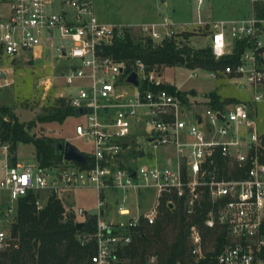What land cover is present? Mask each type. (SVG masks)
<instances>
[{
  "label": "built area",
  "instance_id": "2783aa9c",
  "mask_svg": "<svg viewBox=\"0 0 264 264\" xmlns=\"http://www.w3.org/2000/svg\"><path fill=\"white\" fill-rule=\"evenodd\" d=\"M249 1L250 11L235 17L198 15L182 23L160 14L121 26L101 21L93 0H60L59 11L52 7V0H0V56L15 58L58 40L55 50L59 57L78 59L62 70L64 85L74 87L65 96L75 110L92 108L81 114L84 120L75 127V134L91 143L85 164L64 157L60 164L45 167L37 161H11L8 144L0 139V249L15 220L17 199L29 190L94 192V209L78 206L74 213L96 218L94 229L81 236L82 241L94 242L92 264H116L118 251L132 240L131 230L142 221L152 224L159 216L161 195H167L171 205L172 197L182 198L186 213L192 214L206 192L210 204L205 225L226 229L225 243L210 264H264V161L251 152L260 140L250 114L251 103L209 104L187 117L176 93L161 86L165 82L162 71L136 60L132 71L138 85H134L125 80L132 71L125 72L123 63L101 54L100 48L112 36H122L124 26H137L141 35L153 41L170 38L190 26H206L216 59L238 52L234 62L210 70V75H227L238 87L247 83L252 101H264V0ZM196 2L200 6L204 0ZM64 39L71 41L69 47L61 42ZM48 81L39 79L38 86L44 83L46 88ZM141 122L154 133L148 138L149 151L137 146L138 154L127 156L128 138ZM161 146L171 149L164 155V163L135 164L142 150L157 160ZM217 156L239 168L249 166L237 177H218ZM148 188L156 193L153 203L142 208L132 202L131 193L138 196ZM110 190L115 192L116 215L109 211ZM35 202L42 205L40 199ZM191 230V254L198 260L205 253L202 235L194 226ZM148 263L156 264L155 256Z\"/></svg>",
  "mask_w": 264,
  "mask_h": 264
},
{
  "label": "trees",
  "instance_id": "16d2710c",
  "mask_svg": "<svg viewBox=\"0 0 264 264\" xmlns=\"http://www.w3.org/2000/svg\"><path fill=\"white\" fill-rule=\"evenodd\" d=\"M192 31L178 30L161 41H153L148 36H135L132 29L124 26L122 36H112L106 43L100 44L101 54H110L124 64V71L130 72L136 60L141 59L148 67L162 71L163 66L181 65L189 69L220 70L237 58V53L224 55L216 59L211 47H194ZM238 51V50H237ZM145 87L144 83L140 84ZM162 87L176 93L182 102L192 95L178 90L175 84L164 82ZM211 106L226 102H238L235 97H221L215 90L209 93ZM75 115V108L65 96L56 97L52 103L43 106V110L27 121L18 118L12 106L0 105V139L8 144L11 161H15V151L20 143H32L39 166L60 164L63 152L58 148L63 138L47 134H37L33 128L38 123L62 122L67 116ZM259 143L251 152L264 161V132L259 133ZM131 147L127 156H136L135 141L130 139ZM217 176L230 177L243 174L245 167L229 164L227 158H216ZM42 192L29 190L17 199L15 220L12 223L6 244L0 249V264H92L90 256L94 253V242L82 241V234L91 232L95 227V216H85V224L79 229V221L72 210L67 209L57 194L49 193L46 201L38 207L35 200ZM167 195L160 196L159 216L152 224L141 222L132 231V240L117 253L116 264H149L155 256L156 264H210L213 256L225 243L223 229L205 225L206 210L210 204L207 193H203L200 206L195 212L187 214L184 201ZM195 227L202 235L204 256L198 260L191 254V228Z\"/></svg>",
  "mask_w": 264,
  "mask_h": 264
},
{
  "label": "rangeland",
  "instance_id": "374dc122",
  "mask_svg": "<svg viewBox=\"0 0 264 264\" xmlns=\"http://www.w3.org/2000/svg\"><path fill=\"white\" fill-rule=\"evenodd\" d=\"M59 1L52 0V7H54L55 11L61 10ZM93 1L96 15L101 21L116 22L121 26L127 23L148 21L160 14H166L182 23L191 19L195 20L198 15L201 18L215 19L219 17H235L236 15L247 14L251 8V1L249 0H204V3L200 6H198L196 0ZM66 9L71 14V7L67 6ZM187 29L193 33L191 39L194 47H202L209 44L210 35H208L206 26L194 25ZM132 33L135 36L140 34L137 26L132 28ZM61 42L68 47L71 45L69 39H64ZM58 43V40L53 45L45 42L42 44L40 51L25 52L18 54L15 58L0 56V70L6 74L5 77H0V105L12 106L21 121L33 118L37 113L42 112L43 106L52 103L56 97L65 96L67 91L74 88L64 85L62 70L74 62H78V59L67 60L64 57H59L55 50V46ZM162 68V76L165 82L175 84L177 89L183 93H189L190 89H195L196 91L194 95L185 97L187 102H182L178 98L181 106L185 108V116L189 117L194 111H201L206 105H209V93L216 90L220 94V98L235 97L242 101L250 102L252 105L250 114L255 118V129L259 133L264 132V101H252V88L247 83L238 87V83L235 84L234 80L227 75L221 74V76L213 77L210 75V70L205 68L187 69L181 65L163 66ZM42 78L49 79L48 82L50 83L47 82L49 84L48 87L44 88V83L38 86V81ZM124 86L133 90L132 86L127 83ZM83 120L81 114L70 115L60 123H38L33 128V131L37 134L45 133L59 139L63 138L65 141L69 140L83 152L89 153L91 152L90 141L75 134L76 124ZM137 133L139 134V144L137 146L140 148L144 146V150L148 152V138L150 135H154L153 131L149 126H145L141 122L138 125ZM161 148L163 147L161 146L158 149L159 153L162 151ZM14 154L17 160L23 163L36 161L34 147L30 142L18 144ZM155 161V158H150L149 154L145 153L135 161V164H153ZM159 161L163 162L162 159H159ZM86 190L63 191L57 196L64 201L67 209L72 210L74 213L78 206L91 210L94 209L95 200L92 197V192ZM155 194L153 189L148 188L144 189L138 196L131 193L130 198L133 203L138 202L142 208H145L156 200ZM47 195V191L42 192L37 199H40L43 204ZM108 198L110 200L109 211L112 210L114 215H116L115 195L113 194L111 198L108 196ZM75 217L79 220H85L80 215H75Z\"/></svg>",
  "mask_w": 264,
  "mask_h": 264
},
{
  "label": "water",
  "instance_id": "95a60500",
  "mask_svg": "<svg viewBox=\"0 0 264 264\" xmlns=\"http://www.w3.org/2000/svg\"><path fill=\"white\" fill-rule=\"evenodd\" d=\"M0 77H5V73H3L1 70H0ZM125 80L127 82L134 84V85H138L137 74L135 71L130 72L126 76ZM194 92H195V89L189 90L190 94H193ZM87 111L91 112L92 108L91 107L76 108L75 115L76 114H82L83 112H87ZM58 148L63 152L64 159H66L68 161H74L75 163H80V164H85L87 162L88 154L85 152H82L78 146H76L75 144H73L69 140H66L64 142H60L58 144ZM142 154H144V150L141 151V155ZM149 155L151 156V153ZM84 224H85V220H79L76 223V227L79 229V227L83 226ZM225 234H226V229L223 230V232H222L223 236H225Z\"/></svg>",
  "mask_w": 264,
  "mask_h": 264
},
{
  "label": "crops",
  "instance_id": "0c3cea01",
  "mask_svg": "<svg viewBox=\"0 0 264 264\" xmlns=\"http://www.w3.org/2000/svg\"><path fill=\"white\" fill-rule=\"evenodd\" d=\"M106 22H108V21H106ZM110 23H113V24H119V23H116V22H110ZM138 23V22H137ZM127 24H135V23H127ZM2 71V70H1ZM3 72V71H2ZM4 73V72H3ZM5 76H6V74H5ZM196 93V91L192 94V95H194ZM137 129H138V125H134V128H133V130H132V133H131V135H130V137L128 138L129 139V141H130V139H134V141H135V146H134V149H135V147H137V144H139V134L137 133ZM162 149V151L159 153L158 152V156H157V162H160L159 161V159H162L163 160V162L162 163H164V155H166L167 153H169V152H171V149H169V148H166V147H163V148H161ZM143 155V154H142ZM142 155L140 156V157H142ZM160 162V163H161ZM86 191H90V192H92V197L94 198V193H93V191H91V190H86ZM108 196L111 198V196L114 194L115 195V192L114 191H109L108 193ZM112 199H113V197H112Z\"/></svg>",
  "mask_w": 264,
  "mask_h": 264
}]
</instances>
